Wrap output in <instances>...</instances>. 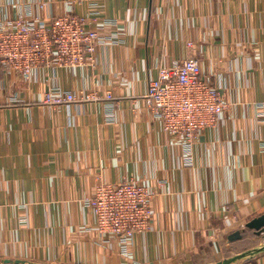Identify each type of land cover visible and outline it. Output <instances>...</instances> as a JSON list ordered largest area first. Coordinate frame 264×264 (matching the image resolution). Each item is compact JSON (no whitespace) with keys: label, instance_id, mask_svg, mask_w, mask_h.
<instances>
[{"label":"crops","instance_id":"1","mask_svg":"<svg viewBox=\"0 0 264 264\" xmlns=\"http://www.w3.org/2000/svg\"><path fill=\"white\" fill-rule=\"evenodd\" d=\"M71 9L116 20L118 42L93 65L43 66L32 82L0 68V264H212L229 242L263 245L256 231L229 236L241 230L234 209L247 222L264 213V0H0V23ZM189 56L228 104L195 139L192 164L143 99L159 63ZM53 85L100 97L45 103ZM127 178L156 192L130 255L86 230L84 205L98 182ZM245 260L235 264H264V251Z\"/></svg>","mask_w":264,"mask_h":264},{"label":"built area","instance_id":"2","mask_svg":"<svg viewBox=\"0 0 264 264\" xmlns=\"http://www.w3.org/2000/svg\"><path fill=\"white\" fill-rule=\"evenodd\" d=\"M101 17L98 9L88 14L71 9L44 18L24 12L0 23V68L32 82L43 66L93 65L101 46L118 42L117 21ZM99 97L95 92L76 93L53 85L43 100L58 105ZM106 98L113 99V93L108 91ZM143 99L153 118L181 144L187 164H192L195 139L216 124L228 106L220 86L202 73L201 60L196 56L172 64L159 63ZM262 107L260 117L264 122V104ZM155 195L151 187L136 178L118 184L98 182L93 195L84 200L96 219L93 227L87 226L86 230L95 228L103 242L116 240L121 252L130 255L136 236L153 226ZM231 218L240 229H246L241 209H234ZM209 238L214 239L213 233Z\"/></svg>","mask_w":264,"mask_h":264},{"label":"water","instance_id":"3","mask_svg":"<svg viewBox=\"0 0 264 264\" xmlns=\"http://www.w3.org/2000/svg\"><path fill=\"white\" fill-rule=\"evenodd\" d=\"M247 227L254 229L257 234H261L262 232H264V213L261 214L260 216L254 217L251 220H249L247 222ZM242 232H243V230H237V231L233 232L229 236V239L235 240V239L241 238ZM263 251H264V244L259 246V247L250 249L246 252L236 254L232 257H226V258L219 260V261L212 263V264H235V263H238L244 259H249L251 257H254ZM6 262H7V264H34V263L29 262L28 260H14V261L7 260Z\"/></svg>","mask_w":264,"mask_h":264},{"label":"rangeland","instance_id":"4","mask_svg":"<svg viewBox=\"0 0 264 264\" xmlns=\"http://www.w3.org/2000/svg\"><path fill=\"white\" fill-rule=\"evenodd\" d=\"M128 179V178H127ZM125 180V179H124ZM123 181V180H122ZM122 181H120V182H122ZM120 182H118V183H120ZM118 183H113V184H118ZM93 195V194H92ZM91 195V196H92ZM90 197V196H89ZM93 212V211H92ZM96 220V219H95ZM241 230H243V232L244 231H246L247 230V232H249V233H251V234H253V233H255V232H251V231H249V228L246 226V229H241ZM262 234H264V233H261V235ZM248 241H249V244H251V242H253L254 241V238L253 237H251V236H248ZM251 248H247V247H245V248H240V247H238V246H235L234 245V242L232 241V242H229L228 243V245H226V247L224 248V251H225V255H226V257H232V256H234V255H236V254H240V253H243V252H246V251H248V250H250ZM246 260L244 259V262H245Z\"/></svg>","mask_w":264,"mask_h":264},{"label":"trees","instance_id":"5","mask_svg":"<svg viewBox=\"0 0 264 264\" xmlns=\"http://www.w3.org/2000/svg\"><path fill=\"white\" fill-rule=\"evenodd\" d=\"M249 231H251V232H255V230L254 229H251V228H249ZM251 234V233H250Z\"/></svg>","mask_w":264,"mask_h":264}]
</instances>
